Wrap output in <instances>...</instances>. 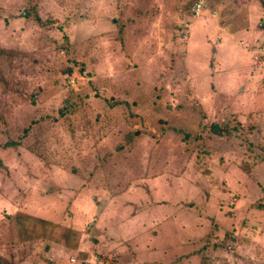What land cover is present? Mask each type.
I'll return each instance as SVG.
<instances>
[{"label": "rangeland", "instance_id": "1", "mask_svg": "<svg viewBox=\"0 0 264 264\" xmlns=\"http://www.w3.org/2000/svg\"><path fill=\"white\" fill-rule=\"evenodd\" d=\"M134 256L264 264V0H0V264Z\"/></svg>", "mask_w": 264, "mask_h": 264}, {"label": "crops", "instance_id": "2", "mask_svg": "<svg viewBox=\"0 0 264 264\" xmlns=\"http://www.w3.org/2000/svg\"><path fill=\"white\" fill-rule=\"evenodd\" d=\"M260 28H262L261 25H260ZM155 259H158V258H155V256H151L149 258H139L138 256H134V258L132 259V264H163L162 261L159 262V260H155ZM191 259L192 258L187 259V260H191ZM178 264H183V262L178 263Z\"/></svg>", "mask_w": 264, "mask_h": 264}, {"label": "trees", "instance_id": "3", "mask_svg": "<svg viewBox=\"0 0 264 264\" xmlns=\"http://www.w3.org/2000/svg\"><path fill=\"white\" fill-rule=\"evenodd\" d=\"M37 22L39 24H41L40 21L37 20ZM66 113H68L67 108H65V109L62 110V115L66 114ZM211 131H212V133L214 135L219 136V137L228 134V132H227L228 131V128H221L218 125H211ZM10 144L11 145H16V143H14V142H12Z\"/></svg>", "mask_w": 264, "mask_h": 264}, {"label": "built area", "instance_id": "4", "mask_svg": "<svg viewBox=\"0 0 264 264\" xmlns=\"http://www.w3.org/2000/svg\"><path fill=\"white\" fill-rule=\"evenodd\" d=\"M202 6H203L202 1L195 3L194 6H193V9H192V12L195 15H198V13L200 12Z\"/></svg>", "mask_w": 264, "mask_h": 264}]
</instances>
